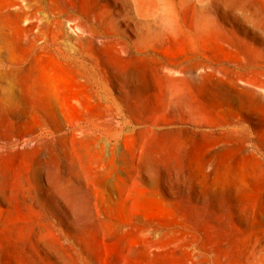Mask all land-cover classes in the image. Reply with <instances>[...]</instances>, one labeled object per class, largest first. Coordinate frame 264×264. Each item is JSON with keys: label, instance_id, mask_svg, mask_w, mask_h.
<instances>
[{"label": "rangeland", "instance_id": "rangeland-1", "mask_svg": "<svg viewBox=\"0 0 264 264\" xmlns=\"http://www.w3.org/2000/svg\"><path fill=\"white\" fill-rule=\"evenodd\" d=\"M0 264H264V0H0Z\"/></svg>", "mask_w": 264, "mask_h": 264}]
</instances>
